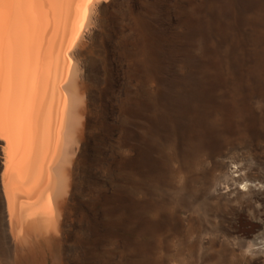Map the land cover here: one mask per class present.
Here are the masks:
<instances>
[{
  "label": "rangeland",
  "instance_id": "374dc122",
  "mask_svg": "<svg viewBox=\"0 0 264 264\" xmlns=\"http://www.w3.org/2000/svg\"><path fill=\"white\" fill-rule=\"evenodd\" d=\"M147 21L153 117L102 234L65 261L264 264V0H155Z\"/></svg>",
  "mask_w": 264,
  "mask_h": 264
},
{
  "label": "bare ground",
  "instance_id": "6f19581e",
  "mask_svg": "<svg viewBox=\"0 0 264 264\" xmlns=\"http://www.w3.org/2000/svg\"><path fill=\"white\" fill-rule=\"evenodd\" d=\"M154 1L0 0V264L78 262L102 234L153 117Z\"/></svg>",
  "mask_w": 264,
  "mask_h": 264
}]
</instances>
